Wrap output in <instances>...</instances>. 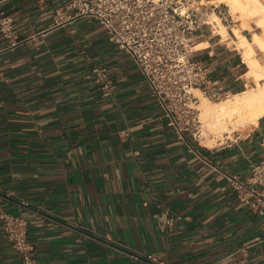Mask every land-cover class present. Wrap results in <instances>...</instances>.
<instances>
[{"label":"crops","instance_id":"1","mask_svg":"<svg viewBox=\"0 0 264 264\" xmlns=\"http://www.w3.org/2000/svg\"><path fill=\"white\" fill-rule=\"evenodd\" d=\"M68 2L0 0L21 40L0 35V214L26 220L34 263L264 264V219L226 179L264 159V114L213 147L177 135L129 55ZM192 37L208 83L251 86L227 37L209 26ZM0 264H19L1 224Z\"/></svg>","mask_w":264,"mask_h":264},{"label":"built area","instance_id":"2","mask_svg":"<svg viewBox=\"0 0 264 264\" xmlns=\"http://www.w3.org/2000/svg\"><path fill=\"white\" fill-rule=\"evenodd\" d=\"M208 0H69L67 10L74 16L91 17L105 31L108 40L129 55L149 93L161 107V117L181 136L199 143L201 123L193 90L212 101L230 97L216 82L208 83L206 69L192 59V33L209 26L208 14L218 5ZM219 13V10L217 11ZM58 13H55V17ZM0 35L9 47L21 42L12 18L0 10ZM91 74L104 96L111 95L113 83L103 65H93ZM236 198L264 219V159L251 167L241 180L226 175ZM178 218V217H177ZM171 218L165 223L170 225ZM4 238L19 257V264L34 263V246L27 239V222L18 215L0 214ZM264 240V223L256 242ZM152 264H164L146 255Z\"/></svg>","mask_w":264,"mask_h":264},{"label":"bare ground","instance_id":"3","mask_svg":"<svg viewBox=\"0 0 264 264\" xmlns=\"http://www.w3.org/2000/svg\"><path fill=\"white\" fill-rule=\"evenodd\" d=\"M228 3L229 5L231 4L233 9L236 7L242 9V12H240L241 17H247L252 13V15H254V12H256L255 14L258 13L256 11L258 5L256 0H230ZM240 9H238V11H240ZM209 23L212 24L215 33L225 38V27L219 22V19L215 15L211 17ZM238 31L235 29L234 32V35L239 39L235 41V46L241 49L243 61L248 69L246 76L252 77L255 80L264 81V70H262L258 60L253 56L251 40L245 39L238 34ZM252 36L254 38V35ZM254 40L258 42L259 47L264 49V35H255ZM193 92L199 93L198 90H193ZM203 99L199 101V109L201 110L202 116H204L203 119L207 118L205 124H207L206 126L210 128L212 133L218 134L219 136L221 133L232 132L237 125L255 123L257 119L264 114V82L259 83L257 87L246 89L240 93L231 94V98H225V100L220 102L208 104ZM201 135L202 133H200V136ZM206 144L211 145L212 141H207Z\"/></svg>","mask_w":264,"mask_h":264},{"label":"rangeland","instance_id":"4","mask_svg":"<svg viewBox=\"0 0 264 264\" xmlns=\"http://www.w3.org/2000/svg\"><path fill=\"white\" fill-rule=\"evenodd\" d=\"M208 1L209 2L207 3V6H209V4H211V3L218 5V7L214 11V13H213V11H210V9H209L208 14H210V15L208 17V21H210L211 17H213L215 15L219 19V22L225 27V30L228 32V34L230 36H232L234 41L239 40L234 35L235 29L237 31L239 30L238 34L243 36L245 39H247L249 41L251 40L250 42H251V46L253 48V54H254L253 56L258 60L259 64L261 65L262 70H264V49L259 47L258 42L256 40H254L255 35H259V36H260V34H261V36L264 35V20H262V19H264V11H262V10H264V0H256L257 4L259 5V6L257 5L256 11L259 14L258 13L255 14L256 12H254V15H252L253 14L252 13L247 17L246 16L241 17L240 12H242V9L237 8V7H236L237 9L236 8L233 9V7H231V4L229 5V3H228V2H230V0H208ZM238 9H240V11H238ZM218 10H219V13L217 12ZM212 30H213V28H212ZM252 35H254V38ZM225 37L228 38L230 43L232 42L231 44L235 45V43H233V41L231 40V38L229 36H225ZM238 50L241 53V49L239 48ZM245 69L247 70L246 66H245ZM262 82H264V81L254 79L251 86H248L247 89L257 87L258 84L262 83ZM193 94L198 98V103L196 105V108L198 109L199 120L201 123V129L200 130L202 133V135L200 136V139H199V143H201L207 147L216 146L219 143H224L225 141H229L230 139L233 138L235 133L240 132L241 130L247 128L250 125V124L237 125L232 132L221 133V134H219V136H218V134L212 133L210 128H208V126H206L207 124H205V122L207 121V118L203 119L204 116H202L201 110L199 109V103H200L199 101H201L204 98L203 100H205L208 104H210V103L220 102V101H223L225 99H221L218 101H212V100H209L206 97L202 96L200 93H194L193 92ZM229 98H231V95ZM207 141H212V144L207 145L206 144Z\"/></svg>","mask_w":264,"mask_h":264}]
</instances>
